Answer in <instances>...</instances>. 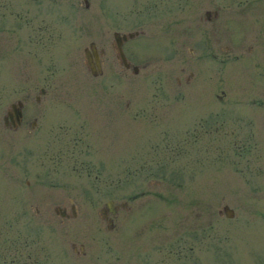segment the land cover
Returning a JSON list of instances; mask_svg holds the SVG:
<instances>
[{
	"label": "rangeland",
	"instance_id": "obj_1",
	"mask_svg": "<svg viewBox=\"0 0 264 264\" xmlns=\"http://www.w3.org/2000/svg\"><path fill=\"white\" fill-rule=\"evenodd\" d=\"M257 3L0 0V264H264Z\"/></svg>",
	"mask_w": 264,
	"mask_h": 264
},
{
	"label": "flooded vegetation",
	"instance_id": "obj_2",
	"mask_svg": "<svg viewBox=\"0 0 264 264\" xmlns=\"http://www.w3.org/2000/svg\"><path fill=\"white\" fill-rule=\"evenodd\" d=\"M134 1H136V0H134ZM161 1V3H164V7L163 8H165V9H170V7H169V5L171 4V0H159V1H157V2H155V0H146V2L147 3H151L152 5H155V4H157V5H159V2ZM222 0H214V2H215V4H218L219 2H221ZM254 2L255 1H257L258 3L257 4H260L261 2V4H264V0H253ZM217 13H218V9L217 8H215V9H212V10H209V9H207V10H205L204 11V15H205V18L207 19V20H210L211 18H215L216 16H217ZM213 30L211 29L210 30V32H212ZM114 32H117L118 33V35L120 36L122 33H124V32H119L118 30H114L113 32H112V34L114 33ZM134 33H137L136 31H134L133 32V34ZM214 33L215 34H217V30L216 29H214ZM127 37V36H126ZM125 39V38H124ZM121 40H123V38H121ZM111 48L115 51V53H116V59H117V61L118 62H121V60L117 57L118 56V54H117V42H116V39H115V37H114V41L112 42V44H111ZM219 48V46L217 45V49ZM221 48V47H220ZM101 49V51L100 52H102V48H100ZM217 58H218V61H221L222 59H223V57L222 56H217ZM129 65H130V63H129ZM127 67V66H126ZM191 73V72H190ZM187 78V77H186ZM38 98V97H37ZM20 105V104H19ZM21 111V107H19L17 104H14V108L13 107H10V108H8L7 110H6V117H5V120H6V122L8 123V124H15V123H17V122H19L20 123V121H21V117H22V113L19 115V117L18 118H16V116H15V112L16 111ZM121 207H127V201L126 200H124V201H122V202H120V204H119ZM118 207V204H113V209H116ZM107 211H108V209L107 208H102V214H103V216H107L108 217V214H107ZM110 217H108V220L110 221ZM77 253V252H76Z\"/></svg>",
	"mask_w": 264,
	"mask_h": 264
},
{
	"label": "water",
	"instance_id": "obj_3",
	"mask_svg": "<svg viewBox=\"0 0 264 264\" xmlns=\"http://www.w3.org/2000/svg\"><path fill=\"white\" fill-rule=\"evenodd\" d=\"M131 34H132L131 32H128V33H122L119 36L117 32H114L113 36L115 37V39L117 41V44L119 45V43L121 41V38L124 39V38H126V36H131ZM84 52H85V56H86V62L88 64L89 68H90L91 73L96 74L97 72H100L101 71V66H100L98 54H97V51L95 49L94 43L93 42H89L88 46H86L84 48ZM119 55H120V58L122 60V63L125 66H128L129 64L123 58L122 52H120ZM133 70L136 71V67L135 66H133ZM18 103L20 104V102H18ZM11 106H14L13 103L11 104ZM19 115H20V112L16 111L15 112L16 118ZM4 118H5V116H4ZM107 205L111 209V201H107ZM219 212L223 213L225 216H232L233 215V209L230 208L227 204H223L222 207L219 209ZM64 213H65L64 209L60 211V214L63 215Z\"/></svg>",
	"mask_w": 264,
	"mask_h": 264
}]
</instances>
